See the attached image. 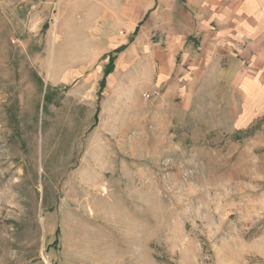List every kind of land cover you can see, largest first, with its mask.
I'll use <instances>...</instances> for the list:
<instances>
[{
  "label": "rangeland",
  "instance_id": "1",
  "mask_svg": "<svg viewBox=\"0 0 264 264\" xmlns=\"http://www.w3.org/2000/svg\"><path fill=\"white\" fill-rule=\"evenodd\" d=\"M116 14L0 0V264H264V120L236 131L150 70L100 92L110 37L145 22Z\"/></svg>",
  "mask_w": 264,
  "mask_h": 264
},
{
  "label": "crops",
  "instance_id": "2",
  "mask_svg": "<svg viewBox=\"0 0 264 264\" xmlns=\"http://www.w3.org/2000/svg\"><path fill=\"white\" fill-rule=\"evenodd\" d=\"M102 2L122 26L145 20L134 37H110L109 53L128 44L113 70H150L156 90L172 91L189 108L211 93L219 121L236 131L264 120V0Z\"/></svg>",
  "mask_w": 264,
  "mask_h": 264
},
{
  "label": "trees",
  "instance_id": "3",
  "mask_svg": "<svg viewBox=\"0 0 264 264\" xmlns=\"http://www.w3.org/2000/svg\"><path fill=\"white\" fill-rule=\"evenodd\" d=\"M138 30H139V27L136 30V33H135L136 35H137ZM127 47H128V44L122 45L113 51L112 55L110 56V61H109L108 65L106 66L104 78L100 83V92H102L104 90V88L106 87V78L113 71L116 56L119 55L120 53H122L123 51H125L127 49Z\"/></svg>",
  "mask_w": 264,
  "mask_h": 264
}]
</instances>
